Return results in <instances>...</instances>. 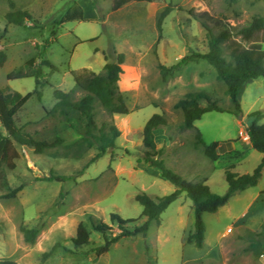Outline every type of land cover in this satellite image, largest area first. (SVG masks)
<instances>
[{"label": "rangeland", "instance_id": "1", "mask_svg": "<svg viewBox=\"0 0 264 264\" xmlns=\"http://www.w3.org/2000/svg\"><path fill=\"white\" fill-rule=\"evenodd\" d=\"M114 1L0 0V51L8 55L7 62L0 68V86L5 94L25 96L36 88L34 78L8 80L9 73L21 67L34 68L40 56L55 66V70H44L47 76L38 88L43 93L42 101L34 97L17 114L18 125L35 139L52 142L62 138L67 145L79 139L77 132L61 118L47 113L57 103L54 88L64 92L75 89L73 72L103 73L105 55L115 60L117 54L122 53L126 56L124 67L143 68L142 82L130 87L127 96L132 106H144L132 113L129 126L127 120L116 115L111 117L97 105L98 125L113 121L121 136L114 151L109 150L94 162L95 148L86 149L77 157V153L66 146L40 155L32 148L18 147L21 157L16 170L8 172V178L12 188H24L16 198L0 197V261L98 264L94 250L105 244V237L94 229V223L105 222L112 226L110 240L120 233L118 226L111 222L113 213L123 219H136L129 225L131 228L142 226L147 219L135 196L145 192L153 198L164 197L175 189L170 182L155 177L148 165L140 161L146 150L143 129L155 114H163L169 121L168 126L155 134L158 148L164 150L162 159L167 167L193 182L209 175V187L215 194L223 195L228 190L227 167L236 165L233 171L239 174L253 173L262 161L261 153H250L247 149L250 139L246 137L251 124L248 116L255 111L264 113V79L251 80L244 85L241 120L240 116L213 111L195 122V128L208 144L225 139L244 143L239 151L227 153L232 154L230 157L223 155L213 162L196 147V130H178L184 114L175 105L190 93L206 92L221 107L234 110L226 84L205 60L182 65L167 82L163 81L158 67L177 65L194 52H208L207 31L190 11L207 12L217 21L240 27L256 17H264V1L154 0L152 4H130L119 11L113 10ZM11 2L15 3V10L32 14L33 20L28 21L27 26L6 23L5 16L13 11ZM76 4L84 9L85 21L60 24L62 17ZM169 5L173 11L160 33L158 16ZM263 38L264 33H261L259 43L264 48ZM82 95L77 91L75 100ZM149 102L154 105H147ZM261 122L264 123V118ZM190 161L195 163L194 167L190 166ZM56 175L72 179L51 181L50 177ZM257 187L264 189V177ZM177 207V202L172 204L162 214L160 225L153 222L146 236L126 237L114 243L107 253L109 264H264L261 229H238L223 210L204 215L207 225L204 247L209 249L201 258L188 259L190 249L195 248L188 242L193 224L188 222L190 217L186 212L178 214ZM81 223L86 226L91 242L77 248L72 240ZM22 225L38 229L35 243L25 240ZM57 244V251L44 257Z\"/></svg>", "mask_w": 264, "mask_h": 264}, {"label": "trees", "instance_id": "2", "mask_svg": "<svg viewBox=\"0 0 264 264\" xmlns=\"http://www.w3.org/2000/svg\"><path fill=\"white\" fill-rule=\"evenodd\" d=\"M238 1V0H231ZM264 1V0H263ZM154 0H115L113 10L119 11L130 4L148 3ZM95 3V2H94ZM11 9L5 16L8 25L27 26L28 21L33 20L31 13L27 11L15 10L16 5L11 2ZM173 11L171 5L163 9L158 16L157 28L160 33L166 19ZM190 15L207 31L209 50L207 53L194 52L190 56L184 57L177 65L167 67L159 65L161 77L164 82L173 77L182 65L196 62L199 60L207 61L217 72V76L227 86V94L234 106V110L220 106L217 100H213L206 92L190 93L177 102L176 109H181L184 118L178 124L179 131L196 130V147L201 148L205 156L217 162L221 157L217 154L218 142L208 144L205 142L201 132L195 128V122L200 120L209 112H226L235 116L243 115V109L239 101V94L244 85L251 80L264 79V48L259 43V35L264 33V17H256L251 22L240 27H234L224 21H217L210 17L209 13L196 14L190 11ZM85 21L84 9L76 4L62 17L60 24L69 22ZM212 21V23H211ZM264 42V38L262 39ZM49 43V42H48ZM8 60V55L0 51V68ZM40 62L32 69L21 67L7 75L8 80L23 78H34L36 88L25 96L20 93L14 95L5 94L0 86V197L4 199L16 198L23 190V186L16 189L11 187L8 172L15 171L17 161L21 155L19 146L34 149L36 154H44L49 150L60 146L73 149L77 157L82 156L86 149L95 148L97 155L92 162L104 157L109 150L117 148V140L121 136V131L112 121L99 126L96 121L97 105L103 108L111 117L114 115H129L131 113L127 104V98L121 91L120 83L125 73L123 64L125 55L117 54L115 60H110L105 55L106 65L101 74L83 70L73 72L75 79V89L70 92L54 88V96L57 100L55 107L47 111L50 116L61 118L71 129L77 132L79 139L70 145L66 140L56 138L54 141H39L31 134L27 133L23 127L17 123V114L34 97L39 101L43 99L42 91L38 90L46 78L45 68L55 70V66L42 56ZM47 85H51L45 82ZM53 86V85H51ZM77 91L83 93L79 100H75L74 95ZM202 102L206 104L203 105ZM264 118L262 111H255L248 116L251 124L247 127V133L253 149L262 154L263 158L259 166L253 173L239 175L233 170L234 165L226 168V181L228 190L223 195L215 194L207 184V179L197 182L186 180L181 174L167 167L162 159L164 150L159 149L155 141V131L169 125L168 119L162 114H155L145 125L143 130V144L145 153L141 158L149 167L156 169L160 176L175 186V191L164 197H151L145 192L138 193L135 200L143 206L142 215L146 217V222L142 226L131 228L129 225L135 223L136 219H123L119 214H111V222L116 224L120 233L113 239H108L112 226L105 222L94 223V229L105 237V244L95 248L96 259L109 253L111 246L126 237L138 235L146 236L153 222L157 225L161 223L162 214L185 193L193 202L194 223L193 229L188 237V242L193 243L197 249H202L206 241L207 225L204 219L205 214L217 213L222 207L227 205L232 197L238 193L256 187L262 178L264 171ZM232 154L225 155V158ZM72 178L66 176H51L50 180L65 182ZM24 238L29 243H35L39 234L38 229L21 226ZM264 238V224L261 228ZM77 248H82L90 244V235L86 226L81 223L77 236L72 240ZM59 248L57 244L44 257H50ZM0 264H19L12 260L0 261Z\"/></svg>", "mask_w": 264, "mask_h": 264}, {"label": "crops", "instance_id": "3", "mask_svg": "<svg viewBox=\"0 0 264 264\" xmlns=\"http://www.w3.org/2000/svg\"><path fill=\"white\" fill-rule=\"evenodd\" d=\"M125 63H126V56H125ZM125 63L123 64V67L125 66ZM130 68H132V70H130ZM141 69L143 68L142 67H124L125 73L120 83L121 91L127 98V104L130 108L131 113L126 116H123V115H116V116H119L123 120L124 119L127 120V122L129 123L128 124L129 126L132 125L131 118H130L132 113L144 107V106L142 107L140 106L137 108L136 104L132 106L133 103L129 100L127 96L128 91H130L129 89L130 87H133L136 82H140V83L142 82L143 74H142ZM158 70H159V67H158ZM241 96H242V92L239 94L240 102H241ZM56 104H54V106ZM147 105H154V104L152 102H149ZM161 130L162 129H157L155 131V134L157 132H161ZM218 143H219V146L217 148V154H219L221 157H223V155H226L227 153L239 151L244 146L243 145L244 143L242 142V140H238V139H235V140L225 139V140L219 141ZM247 149L250 151V153L255 152L251 143L249 146L247 145ZM261 157L263 158L262 154H261ZM190 166L194 167L195 163L193 161H190ZM236 167L237 166L235 165V169ZM148 170L155 177L165 180L160 176L159 172L156 169H153L148 166ZM239 175H243V174H239ZM262 177H264V172H263ZM206 179H207V184L210 185L211 183L210 176L207 175ZM176 202L178 203V207H177V211L179 212L178 214H182L186 212L190 217L188 222L190 224H193V216L191 215L194 214V209H193V202L191 201V199H189L187 195L183 193ZM176 202H174L173 204H175ZM222 210L225 211L228 214V216L233 220L232 225H234L236 228L240 229V228L245 227L252 231H257L261 229V227L264 224V189L258 188L256 186L253 188H249L246 191L238 192L232 197V199L229 201L227 205H225L219 210V212ZM208 249L209 247H204L201 250L197 249L196 247L192 248L189 251V255L187 254V258L190 260L201 258L206 254ZM98 264H109L108 254L99 258Z\"/></svg>", "mask_w": 264, "mask_h": 264}, {"label": "built area", "instance_id": "4", "mask_svg": "<svg viewBox=\"0 0 264 264\" xmlns=\"http://www.w3.org/2000/svg\"><path fill=\"white\" fill-rule=\"evenodd\" d=\"M247 134H248V133H247ZM248 138H249V136L246 137V139H248ZM232 231H233V229L230 228V229H229V232H232Z\"/></svg>", "mask_w": 264, "mask_h": 264}, {"label": "water", "instance_id": "5", "mask_svg": "<svg viewBox=\"0 0 264 264\" xmlns=\"http://www.w3.org/2000/svg\"><path fill=\"white\" fill-rule=\"evenodd\" d=\"M242 118H243V116L241 115V116H240V119H242Z\"/></svg>", "mask_w": 264, "mask_h": 264}]
</instances>
